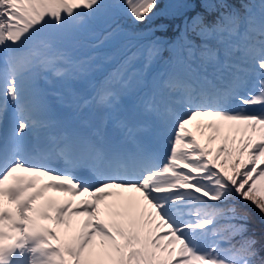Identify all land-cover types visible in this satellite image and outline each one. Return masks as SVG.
<instances>
[{"label": "snow or ice", "instance_id": "obj_1", "mask_svg": "<svg viewBox=\"0 0 264 264\" xmlns=\"http://www.w3.org/2000/svg\"><path fill=\"white\" fill-rule=\"evenodd\" d=\"M159 7L0 0V264H264V0Z\"/></svg>", "mask_w": 264, "mask_h": 264}, {"label": "trees", "instance_id": "obj_2", "mask_svg": "<svg viewBox=\"0 0 264 264\" xmlns=\"http://www.w3.org/2000/svg\"><path fill=\"white\" fill-rule=\"evenodd\" d=\"M237 2H239V0H237ZM256 3H259V0H255ZM126 20L122 23H118L121 27V29L123 30V32L125 33H136L139 34L143 37H148L152 34L156 35V36H161L164 35V33L162 31H157L156 29L158 28L159 25H167L168 27V35H171L172 33L175 32L176 30V25H174V23L176 22V24L178 23V21H165V18H159L156 19L153 22H150L148 24H140V25H135L133 23L131 24H127L125 23ZM170 23V24H169ZM169 24V25H168ZM102 37L103 34H100ZM102 43H98L97 47L93 50V54H99L101 57H111V59H107L106 61L102 62H98L100 64V67L98 69V71H100V69H103L106 67V65H108V69L107 71L103 72L107 73L109 68L111 67H115L117 68V66L123 61L124 59V51L121 47V41L117 38H113L111 40H104V37L102 39ZM128 55H130V53H127ZM141 69V62L137 61L135 63V65L131 68L129 74L131 75L132 73L138 72ZM160 68L158 65H154L152 68V74H154L156 71H159ZM111 73V72H109ZM251 228L255 230V233H257L258 231H264V224H261L255 220H252L251 224H250Z\"/></svg>", "mask_w": 264, "mask_h": 264}, {"label": "rangeland", "instance_id": "obj_3", "mask_svg": "<svg viewBox=\"0 0 264 264\" xmlns=\"http://www.w3.org/2000/svg\"><path fill=\"white\" fill-rule=\"evenodd\" d=\"M166 3H168V0H160V7H159L158 9H156L157 15L153 16L151 19H149L148 21H146V22L143 23V24L149 23V22H151V21H153V20H156V19H159V18H163V17L165 18V21H176V20H173L172 18L166 16V15L162 12V10L164 9ZM123 14H125V13H123ZM126 15H127V14H126ZM130 19H132V18L130 17ZM132 23L135 24V25H139V24H140V23H137L136 21H134L133 19H132ZM169 24H170V23H169ZM169 24H168V25H169ZM174 25H176V22L174 23ZM84 54H86V53H84ZM86 55H87V54H86ZM100 83H102V81H98V82H97V85L100 84ZM75 84H76V83H75ZM75 84H74V86H75ZM90 85H91V84H90ZM51 88H52V89H55V84H54V83L51 85ZM90 88H91V86H85V85H83V87H81V89L76 88V90L79 91V92H81V94H83L84 96H87L88 94H89V96H90V92H89ZM87 90H88V91H87ZM262 166H264V165H262Z\"/></svg>", "mask_w": 264, "mask_h": 264}]
</instances>
